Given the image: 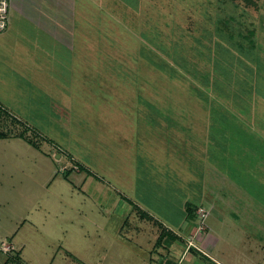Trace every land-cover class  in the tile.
Instances as JSON below:
<instances>
[{"label": "rangeland", "instance_id": "rangeland-1", "mask_svg": "<svg viewBox=\"0 0 264 264\" xmlns=\"http://www.w3.org/2000/svg\"><path fill=\"white\" fill-rule=\"evenodd\" d=\"M94 1L87 88L21 120L0 111V264H95L104 250L112 264L121 194L170 212L184 201L221 233L215 202L264 205V0Z\"/></svg>", "mask_w": 264, "mask_h": 264}, {"label": "crops", "instance_id": "crops-1", "mask_svg": "<svg viewBox=\"0 0 264 264\" xmlns=\"http://www.w3.org/2000/svg\"><path fill=\"white\" fill-rule=\"evenodd\" d=\"M88 2L10 0L8 24L0 32L2 111L21 120L19 114L29 116L35 110L38 114L37 106L50 108L65 103L67 99L72 101L74 89H81L83 85L87 88L83 73H87L85 64H88L84 54H91L85 41L90 37ZM92 4L101 6L100 0ZM99 33L96 30L93 37L99 39L103 36H99ZM67 56L70 61L64 62ZM103 96L104 93L101 94ZM18 135L21 136V132L13 136ZM154 196L148 194L141 200L146 207L131 197L128 201L127 195L121 194L115 200L117 225L114 230L117 234L116 238H111L114 248L110 259L112 264H182L187 255V264H200L201 259L205 261L201 264H211L205 258L214 264H226L218 258L223 252L220 247L225 250L224 255H232V264H264V205L253 195L248 197L256 202L250 203L253 205L250 210L246 208V211H250L248 214L237 208L236 204L222 207L217 202L211 203L210 212L220 219L219 222L225 223L222 220L228 214L230 216L227 221L229 226L222 233L212 224L206 230L195 226L194 220H190L192 215L183 208L184 201L182 210L172 209L173 212H170L151 200L154 198L164 206L165 200ZM167 203L171 206V202L165 201ZM253 225L256 230L250 229ZM24 242L19 243L24 245ZM229 249L233 250L232 254L228 252ZM107 257V251L104 250L95 264H103Z\"/></svg>", "mask_w": 264, "mask_h": 264}, {"label": "trees", "instance_id": "trees-1", "mask_svg": "<svg viewBox=\"0 0 264 264\" xmlns=\"http://www.w3.org/2000/svg\"><path fill=\"white\" fill-rule=\"evenodd\" d=\"M248 3H253V0H246ZM185 68V70L186 71H188L189 73H191L194 77L196 76V75H201V72H200V70L193 64V66L191 67H184ZM256 75H258V76H260V77H264V72L263 71H261V70H257L256 71ZM207 76L208 75H206L205 73L203 74V82H204V84L206 85V86H208L207 84V82H208V78H207ZM217 78H213L212 80H214L215 82H214V85H215V89H216V86L217 85H219V81L218 80H216ZM254 82V81H253ZM221 85H223L222 83H220ZM259 85H261L260 83H258L257 82V80H255V82L253 83V85L250 87H248V88H250V89H248L247 88V90H251L252 92H254V91H261L260 89H261V87L259 86ZM207 88H209V86L207 87ZM217 90V89H216ZM217 92V91H216ZM218 94H220V92H217ZM0 111H2L1 109H0ZM14 118V117H13ZM7 134L5 133V132H1L0 131V137H4V136H6ZM21 136H24L23 135V132L21 133ZM28 139V141L30 142V143H33L34 141L31 139V138H27ZM34 144V143H33Z\"/></svg>", "mask_w": 264, "mask_h": 264}, {"label": "built area", "instance_id": "built-area-1", "mask_svg": "<svg viewBox=\"0 0 264 264\" xmlns=\"http://www.w3.org/2000/svg\"><path fill=\"white\" fill-rule=\"evenodd\" d=\"M10 10V0H0V32L3 31L8 24Z\"/></svg>", "mask_w": 264, "mask_h": 264}]
</instances>
